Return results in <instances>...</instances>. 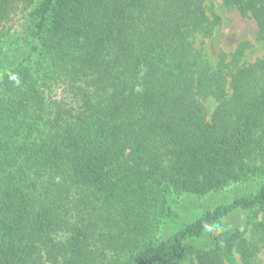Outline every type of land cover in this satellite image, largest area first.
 <instances>
[{"label":"trees","instance_id":"trees-1","mask_svg":"<svg viewBox=\"0 0 264 264\" xmlns=\"http://www.w3.org/2000/svg\"><path fill=\"white\" fill-rule=\"evenodd\" d=\"M222 2L264 41V0ZM20 12L0 34V264H264V55L206 59L214 2L0 0V26Z\"/></svg>","mask_w":264,"mask_h":264},{"label":"rangeland","instance_id":"rangeland-1","mask_svg":"<svg viewBox=\"0 0 264 264\" xmlns=\"http://www.w3.org/2000/svg\"><path fill=\"white\" fill-rule=\"evenodd\" d=\"M211 1L214 2L215 9L222 17V24L215 30L213 35L200 36L197 38V44L203 46L206 59L212 65H216L218 62V56L221 52L231 54L241 41H248L250 43L243 60L244 62H253L263 56L264 41L258 39V25L255 19L251 16H243L236 8L225 6L222 0ZM21 16H23V14L20 12L13 22L0 26V34L2 31H7L11 27L15 26L17 22L22 21ZM2 71L3 70L1 68L0 77ZM206 103L210 111H212L216 106V102L213 98H209ZM247 186L248 185L242 183H234L226 187L224 190L213 192L204 197L191 198L188 195H183L175 200V205L183 210L184 214L182 217H184L186 216V213L192 210V207H212L213 205L221 201H226L237 194L249 191L247 190ZM177 221H179V219ZM229 221L235 223L237 221V217H232ZM173 226L174 225L171 227ZM171 227H169V229H171ZM248 237L251 240L258 241L259 245H261L260 255L264 257L263 237L260 234L259 236H254L253 231L248 233ZM236 255V257H239L237 253ZM187 264H190V262Z\"/></svg>","mask_w":264,"mask_h":264}]
</instances>
